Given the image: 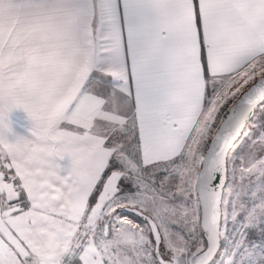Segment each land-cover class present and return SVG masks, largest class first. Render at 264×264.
<instances>
[{"label": "snow or ice", "instance_id": "snow-or-ice-1", "mask_svg": "<svg viewBox=\"0 0 264 264\" xmlns=\"http://www.w3.org/2000/svg\"><path fill=\"white\" fill-rule=\"evenodd\" d=\"M0 264H264V0H0Z\"/></svg>", "mask_w": 264, "mask_h": 264}]
</instances>
